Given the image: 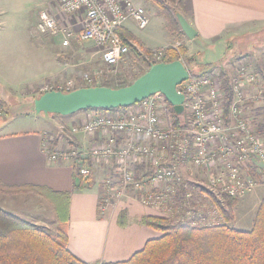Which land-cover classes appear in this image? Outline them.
Here are the masks:
<instances>
[{"label":"built area","instance_id":"obj_1","mask_svg":"<svg viewBox=\"0 0 264 264\" xmlns=\"http://www.w3.org/2000/svg\"><path fill=\"white\" fill-rule=\"evenodd\" d=\"M53 1L58 11L72 16V23L59 26L49 10H41L37 17V31L59 35L61 45L67 46L74 29L80 24L79 30L75 29L76 38L91 40L100 47L103 63L112 69L129 54L128 46L117 35L116 28L129 20L139 28L146 27L149 22L144 8L134 0ZM152 54V64L163 62V50H154ZM96 73L100 76V71ZM86 80H90L89 76L84 77V83ZM49 84L45 88L47 91L69 92L75 89L72 80ZM254 85L264 86L261 74L244 71L237 74L231 81V101L226 109V93L218 78L208 73H189L188 79L176 87L177 92L185 96L188 123L183 128H175L172 123L165 125L162 112L169 115L168 107L163 94L156 92L137 103L140 104L137 111L115 113L113 110L94 109L71 127L72 132L82 130L87 134L125 132L130 139L123 149H116L113 139L108 137L104 143L90 147L84 158H79L76 151L68 153L64 149L52 148V139L46 133L42 145L50 160L59 156H76L73 169L83 177L90 175L89 164L92 161L114 163L117 180L110 177L102 180L98 201L100 213L131 189L143 204L166 212L174 208L182 185L178 162L162 163L156 148L140 141L142 134L154 141L153 144H161L163 149L173 152L176 161L188 158L194 167L201 168L208 174L211 191L238 198L254 188L258 183L257 175L264 174V135L245 107ZM158 107L161 112L156 109ZM131 155L148 159L151 168L148 177L135 176L128 165ZM158 186L162 188L156 191ZM189 196L187 194L186 197Z\"/></svg>","mask_w":264,"mask_h":264},{"label":"crops","instance_id":"obj_2","mask_svg":"<svg viewBox=\"0 0 264 264\" xmlns=\"http://www.w3.org/2000/svg\"><path fill=\"white\" fill-rule=\"evenodd\" d=\"M27 1V14H32L29 19L31 23L35 24L41 4L42 2L43 5L46 4V0ZM52 3L51 9H49L50 13L55 16L60 25H69L73 18L67 17L64 13L58 11L53 1ZM185 4L187 8L186 19L197 31L195 38L197 37L201 41L206 42L220 39L228 41L229 39L243 36L248 32H260L262 33L260 37L264 38V0H185ZM21 9H24L23 4H21ZM134 23L133 20H129L124 24V27L134 33ZM30 26L32 27V25ZM29 28L27 30L28 39L22 41L11 39L14 49L8 50V53H11V55L9 54V56L4 57L1 64L3 67L0 66L1 91L8 89L7 86L10 84V81L12 82V78H18L12 76L10 70H13L14 74L17 72L19 77H21L23 74H26L27 67L33 68L35 47H37L36 50L39 58V48L41 49L42 45L44 47H56L57 50L61 46L59 39L52 42L43 41L39 37H36L37 39L33 38L31 35L32 29L30 28L29 30ZM35 41L37 42L36 45ZM23 42H25L24 45ZM191 42L188 38L185 40L186 50H188V45ZM5 44V42H2L0 47H5ZM169 44L174 43H164L158 47ZM18 47H21V49L18 50ZM147 47L150 46L147 45ZM29 49L31 50L29 51ZM23 58L27 63L25 66L19 62ZM15 60L19 62L17 65H14ZM62 67L63 65L60 66L59 63H54L45 79L53 81L61 80L63 77L60 72L63 69ZM211 73L214 72L212 71ZM25 78L29 80L27 86L31 85L33 87L31 91L36 92V87L42 80L40 81L37 75L34 77V74H28ZM15 81H17L14 84L15 87L19 86L18 79ZM19 88H23L22 84ZM256 89L254 87L251 90L254 91ZM261 94L259 93V95ZM255 98L247 102L246 110L248 114H253L251 116L255 119L256 124H258L257 126L260 127V130L263 132L261 133L264 135V95L259 97L260 100L259 98ZM34 99L35 97L32 98V102ZM139 105L136 103L125 110H115L114 112H134L139 109ZM91 112L92 110H81L60 117H64L63 119L73 126L74 122L78 124ZM51 119L55 120V117ZM5 122H9V120ZM43 131L51 132L48 129H42V132L36 130H33V132H7L0 130V181L7 185H37L47 187L54 192L70 193L68 219L64 228L68 235L67 247L76 258L88 263L124 261L135 252L141 250L147 240L161 235L158 230L145 225L141 220L143 217L149 215L164 217L166 211L143 204L133 195V192H129L128 195L113 200L107 209L103 213H100L98 201L101 194L102 180L108 177L117 180L114 163L90 162L91 173L87 176L89 184L85 185V180L74 177L73 162L77 159L76 156H59L55 160L49 159L48 153L42 145L44 139ZM68 133L69 141L64 142V138L60 139L59 137L54 147L56 149H64L68 153L76 151L79 154V158H84L86 156L85 153L88 152L90 147L104 143L108 137L113 139V146L116 149L124 147L130 139V136L125 132L107 133L98 131L93 134H87L82 130L72 132L70 128ZM142 141L153 144L146 135L142 136ZM184 159H179V170L190 181H199L200 176L188 173L184 169L185 165L180 163ZM128 162L136 177H148L150 175L151 168L146 158L142 156H130ZM74 183L82 186L74 188ZM189 185L190 182L184 183L181 191H179L180 197L183 200H188L186 196L187 194H191L190 190H186L185 192V188H189ZM14 197H18L17 199H21L22 201L18 208L13 205ZM37 197L42 198L44 202L38 200ZM3 201L7 203V208H1L8 211V207L11 206L20 212L19 216L21 218L34 223L50 233L55 232L59 221L52 204L44 197L34 193H21L5 195ZM172 211H175L174 208L166 213L170 214ZM121 213L125 215L123 224L119 220ZM167 216L169 215L167 214Z\"/></svg>","mask_w":264,"mask_h":264},{"label":"rangeland","instance_id":"obj_3","mask_svg":"<svg viewBox=\"0 0 264 264\" xmlns=\"http://www.w3.org/2000/svg\"><path fill=\"white\" fill-rule=\"evenodd\" d=\"M52 1L53 0H46V4L44 5L42 2L41 9L39 11L51 9L53 5ZM134 1L144 8L146 15L149 18V22L148 25L144 28H139L134 23V33H132L128 28H125L139 40H141L146 47L147 45L153 47H148L151 50L150 56L146 55V52L143 51V48L138 47L140 56L146 59L150 57L151 59L153 55L152 52L157 49L155 47H158L164 43H180V41H177V39L167 31L165 27V21L159 12L158 6L147 0ZM27 3V0H0V45L2 44V42L6 43L5 47H0V66L2 64L3 58L9 56V54L11 55V53H8V50L12 48L14 49V47H12L13 43L11 39H15V41L17 39H19L20 41L28 39L27 30L29 27L32 29L31 35L33 36V38L39 37L43 41L52 42L56 39H59L61 43V38L59 37V35H54L51 33H40L37 31V19L35 21V24L31 23V20L29 18L32 14H27ZM21 4L24 5L23 10L21 9ZM65 15H67V17H72L68 14ZM30 25H32V27ZM79 28L80 24L77 25V28L75 29L79 30ZM75 29L73 35L69 38V44L67 46L61 45L59 47V50H57L56 47H44L42 45L41 49L39 48L40 57L38 58V52L36 50L37 47H35L34 66L33 68H26L27 72L26 74H23L21 76L23 77L22 80H20L21 77H19L17 72L14 74L13 70H10V72L12 73L11 75L18 78H12V82L10 81V84H8L7 86L8 89L2 91L0 90V130L7 132H33V130H36L42 132V129H48L51 131L50 133L44 131L43 133H46L47 136H50L52 140L54 138L58 140L60 137V139L64 138V142H67L69 141L68 131L72 127L69 122L63 119L64 117H60V115L58 114L53 115L51 113L44 112L36 113L34 111V105L32 102L33 97L37 98L41 93L47 91L45 90V88L49 83L72 80L75 84L74 87L99 86L103 84L105 80H109V82H111L112 84H119L121 81L130 82L134 76L145 69V64L141 60H136L129 54L126 55L123 60L121 59V61L116 66H114L115 69L105 66L102 61L101 48L91 40H79L78 38H76ZM136 34L139 36H137ZM261 34L262 33L260 32H248L243 36H240L236 39H229L228 41L220 39L205 42L197 39L196 37L191 40V43H189L188 50H185L183 55L180 54L179 59L180 61H183L190 75H200L207 73L212 74L214 77L218 78L222 88H224V86L228 84L231 89L232 79L234 80L235 76L240 72L244 71L248 73L252 72L260 74L259 69H262L264 71V38L262 39V37H260ZM24 44L25 42H23V45ZM36 44L37 42L35 41V45ZM17 49L20 50L21 47H18ZM30 50L31 49H29V51ZM19 62H21L23 66L27 64L24 58ZM19 62L15 60L14 65H17ZM54 63H59L60 66L63 65V69L62 71H60L63 75L61 80L53 81L45 79V76L49 74ZM96 71H100V76L98 75V73H96ZM212 71L214 73H211ZM28 74H34V77H36L37 75L39 77V80H42L36 87V92L31 91L33 90V87H31V85L27 86L29 80H27L25 76H27ZM85 76H89L90 78V80L85 81L87 83H84ZM223 76L226 77V81L222 79ZM16 79H18L19 86L22 84L23 88H19V86L15 87L14 84L17 83V81H15ZM254 87H256L257 89L254 91L250 90V93L252 91L251 97L250 99L245 101V107L247 105V102L251 101V99H254V97H256L255 99H257L260 96L264 95V86L254 85ZM260 92H262L261 95H259ZM32 94L34 95L33 97ZM156 109L159 110L160 107ZM250 115L253 116L252 113H250ZM162 116L165 117V125L167 123H171V117L169 115L162 112ZM50 117H55V120H52ZM7 120H9V122H5ZM75 124L76 122H74L72 125L74 126ZM257 127L258 130L262 132V130H260V127ZM143 135L146 134L141 135L140 141H142ZM147 138L149 137L147 136ZM149 140L151 142H154L150 138ZM127 143L121 149L125 148L127 146ZM142 143L149 144L144 141H142ZM160 145L161 144H151L152 147L156 148V154L160 157V160L162 159V163L174 161L175 163L178 162L179 165V161H176L173 152L163 149ZM146 160L149 163L148 159ZM180 163L182 165H185L184 169L188 173H193L194 175L200 176V178L197 182L194 180L190 181L189 179H187L188 177L182 174V172L179 170V174L182 179L181 187L184 185V183L190 182L189 188H185V192L186 190H190L191 194L189 197H187V202L185 201V203L180 208L172 211L177 219L181 220L182 218H184L182 221L187 220L192 224H194L195 222L198 224L216 225L224 224V222H226L228 225H232L233 227L240 230L250 229V227L252 226L256 208L260 200L264 197V174L257 175L258 183L251 191L247 192L241 197L235 198L237 200V203L233 209L234 217L232 220H225L222 213L211 201V196L209 197V195H214L218 198H222V195L224 194H218L211 191L207 182L208 174L204 173L201 168L194 167L192 163H190V160L188 158L181 160ZM162 187L158 186L157 188H155V190L158 191ZM181 189L182 188H180L179 191ZM134 191V189H131L126 192V195H128V192L132 193ZM5 195L6 194L0 193V207L7 208V203L3 201L5 199ZM229 197L232 198L231 196ZM17 198L18 197H14L13 205L14 207L18 208L22 201L21 199ZM37 198L38 200L43 201L42 198ZM8 209L9 212H14L13 214L16 213L15 215L17 216L20 215V212H18L17 209L11 206L8 207ZM213 210L215 211L213 212ZM167 214L169 215V213L165 212L164 217H168Z\"/></svg>","mask_w":264,"mask_h":264},{"label":"trees","instance_id":"obj_4","mask_svg":"<svg viewBox=\"0 0 264 264\" xmlns=\"http://www.w3.org/2000/svg\"><path fill=\"white\" fill-rule=\"evenodd\" d=\"M147 1L158 6L167 31L180 41L179 47L169 44L158 47L156 50L164 51L163 62L179 60L180 54L183 55L186 50V36L179 26L176 15L180 13L187 17L185 0ZM115 31L122 42L128 46L129 55L136 60H141L145 64V69L134 76L130 82L121 81L119 84H112L109 80H105L101 84L112 88L130 84L153 63L150 57L146 59L140 56L138 47L143 48L146 55H151L150 48L146 47L141 40L124 26L117 27ZM259 72L264 77V71L259 69ZM225 78V76L222 77L224 81H226ZM79 87L84 86H77L75 89ZM224 90L227 109L231 101L230 86L226 84ZM165 101L172 126L185 127L188 123L185 108L183 112L177 113L166 99ZM128 107L101 108V110H125ZM89 110L93 109L84 111ZM56 141L55 138L52 140V148ZM73 172L74 177L85 180V185L89 184L87 182L89 178ZM80 186L82 185L74 183V188ZM0 193L6 195L34 193L44 197L52 204L59 221L55 232L50 233L0 207V264H264V197L256 208L252 226L248 230H240L227 223L212 225L194 222L192 224L190 221L177 219L173 212L168 217L149 215L143 217L141 221L158 230L161 233L159 237L147 240L143 248L127 260L88 263L76 258L67 247L68 235L64 225L68 219L69 192H54L47 187L37 185H7L0 181ZM209 197L225 220L233 219V209L237 203L235 198L227 195H222V198L214 195ZM185 201L187 202L178 192L173 204L174 210L180 208ZM124 218V213H121L119 217L121 224L124 223Z\"/></svg>","mask_w":264,"mask_h":264},{"label":"water","instance_id":"obj_5","mask_svg":"<svg viewBox=\"0 0 264 264\" xmlns=\"http://www.w3.org/2000/svg\"><path fill=\"white\" fill-rule=\"evenodd\" d=\"M185 36L192 40L197 31L180 13L176 15ZM189 71L180 60L157 62L130 84L121 87L84 86L69 92L48 90L33 100L36 113H52L67 116L86 109H109L131 106L156 92L163 94L175 112L184 111L185 96L176 87L188 79Z\"/></svg>","mask_w":264,"mask_h":264}]
</instances>
